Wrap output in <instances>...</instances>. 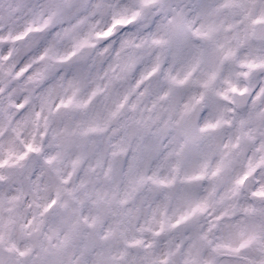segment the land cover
Returning a JSON list of instances; mask_svg holds the SVG:
<instances>
[{
    "label": "clouds",
    "instance_id": "9594fccd",
    "mask_svg": "<svg viewBox=\"0 0 264 264\" xmlns=\"http://www.w3.org/2000/svg\"><path fill=\"white\" fill-rule=\"evenodd\" d=\"M0 264H264V0H0Z\"/></svg>",
    "mask_w": 264,
    "mask_h": 264
}]
</instances>
